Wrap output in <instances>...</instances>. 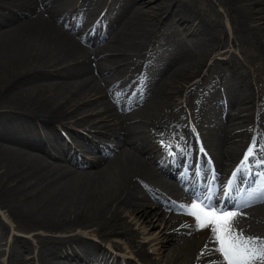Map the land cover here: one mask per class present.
I'll return each instance as SVG.
<instances>
[{
  "label": "bare ground",
  "instance_id": "1",
  "mask_svg": "<svg viewBox=\"0 0 264 264\" xmlns=\"http://www.w3.org/2000/svg\"><path fill=\"white\" fill-rule=\"evenodd\" d=\"M224 1L236 14L244 39L264 58V18L254 8L264 0ZM170 31L191 36L196 47L170 52L159 68L140 65L132 52L147 50L154 35ZM227 40L225 30L194 14L185 0H0V209L20 229L47 234H34L39 249L31 259L25 253L31 254L32 245L16 239L8 253L0 251V258L7 256L4 264H35L36 259L39 264H74L84 255L98 264H134L102 246L121 250L120 243L138 261L159 264L138 244L128 218L154 227L161 215L168 227L158 238L159 255L175 256L167 264H226L216 251L215 226L198 227L188 214L194 203L173 207L167 195L184 200L179 183L189 185L198 163L204 174L211 170L220 177L237 168L249 142L258 156L264 155V104L247 78L227 83L228 71L236 67L232 57L209 62ZM205 45L209 48L196 52ZM205 69L209 74L216 69L217 80L186 91ZM184 95L185 102L192 96L194 107L209 109L219 123L198 140L202 146L215 143L214 150L206 151L208 162L177 109L176 100ZM83 110L98 112L80 118ZM71 126L85 128V134ZM166 143L178 149H167ZM88 153L95 157L85 159ZM62 159L68 165L59 164ZM248 162L256 160L251 156ZM221 183L220 178L218 187ZM203 193L201 188L195 200ZM209 202L221 204L215 197ZM246 202L232 195L222 203L236 210L229 232L220 234L241 242L252 238L255 244L247 247L261 252L264 202L239 207ZM166 208L172 210L167 218ZM213 210L219 215V208ZM4 225L0 221L1 233ZM249 264H264V257L257 255Z\"/></svg>",
  "mask_w": 264,
  "mask_h": 264
},
{
  "label": "rangeland",
  "instance_id": "2",
  "mask_svg": "<svg viewBox=\"0 0 264 264\" xmlns=\"http://www.w3.org/2000/svg\"><path fill=\"white\" fill-rule=\"evenodd\" d=\"M93 2V0H90ZM188 6L192 9L194 14L201 15L205 17L208 22L209 20L215 21V28L217 29H223L227 33V43L224 45L223 49L219 51V53H216L210 57L209 62L212 63L214 61H222L226 62L229 58H233L236 67H234L232 70L227 69L228 71V78L227 83H236L237 77H245L247 78V81L252 85L254 93L256 94L257 101L259 100L261 104H264V58L259 53V51L255 48L253 44L248 42L244 39V31L241 30V25L239 26V23L237 21L236 14L232 12V9L228 6H225L224 0H185ZM223 2V3H221ZM155 3H158L156 1ZM255 10L260 9L261 13L258 14L261 17L264 18V3H254ZM117 11V10H116ZM264 21V20H263ZM218 25V26H217ZM241 27V29H240ZM158 33L157 35H154L151 39V43L146 48L147 50H140L136 52H132L138 59H141L140 65H144V62L147 63V65H152L154 68H159L161 63L164 64L169 59L170 52L174 53H185L189 49H194L196 47V43L194 40H192L191 36H180L176 34L173 31L170 32H163L162 34ZM105 40L101 41V43H104ZM99 45V44H97ZM209 46V43H207ZM207 48L206 45L204 47H200L197 49L196 52H204ZM92 49V48H90ZM112 55H105V57H111ZM224 66H221L223 68ZM207 69H209V64ZM205 69L204 74L200 78H195L186 88V91L189 87L198 85V83H202L203 85H211L212 82H215L218 78L216 76L217 71L216 69L209 71ZM207 73V75H205ZM54 80L48 81L53 82ZM94 100V98H92ZM185 100V95L180 96V99L176 100L177 109L181 114L182 121L184 122L185 129H189L191 131L199 132L197 140H199L201 137H207L209 131L216 129L219 126V123L216 124L214 122V117L211 112H209V109L207 110H199L194 107V101L192 96H189L187 98V102ZM253 105V104H251ZM258 106L256 103H254V109H251L252 113L254 114V118L258 116L259 111L257 110ZM228 110V107L227 109ZM98 112V111H96ZM96 112H89L87 110H83L80 113V118H85L87 115L94 114ZM264 115V114H263ZM93 117H98L96 115H93ZM100 121V119H97L96 122ZM256 123L254 122V125ZM71 128H74V131L77 130L83 134H85L84 130L85 128H80L77 126H71ZM252 128V127H251ZM91 132V131H90ZM96 134V133H92ZM211 142V143H210ZM205 144L202 146L201 142L199 143L203 150L207 151L208 146L206 145L207 142H204ZM250 143H248L249 145ZM11 146H15L14 144H10ZM208 145L210 146L211 150L215 149V143L212 140L209 141ZM246 146L247 149H250V146ZM256 153V152H254ZM89 154V155H88ZM84 154L85 159L90 160L91 158H94L95 155L88 153ZM263 158V157H257ZM58 165V162H53ZM59 164H65L68 165L67 162H65L63 159L59 162ZM68 169L72 170L71 166H67ZM209 177L208 175L203 176V180L206 182ZM169 178V177H168ZM169 181L173 182V179L169 178ZM180 196L184 198V201L191 202L192 198H187L184 195V191H181ZM171 202L180 205V201H172ZM172 211V210H170ZM166 212V210H165ZM179 213H182L179 211ZM166 218L169 215V211L165 214ZM163 217L160 216L159 221L154 222V227L152 225H149L147 222L143 223L142 220H139V218L129 217L128 221L131 224V229L134 232L138 233V238L136 241L140 245H144L146 247V252L156 258L159 262V264H167L169 260L171 262L174 261L175 256H169L168 259L162 258V255H159V248L158 245L162 236V233L167 232V225L166 222H163ZM0 221L3 222L5 225L3 232H0V251L3 252H9L16 239H22L29 241V243L32 245V251L31 254L25 253V259H31L36 258L39 245L37 243L36 238L34 237V234H44L42 231H33V232H26L27 230L20 229V226L18 223H16L10 215L5 211L0 209ZM90 231V230H89ZM80 230L75 231L71 234H77ZM88 232V231H87ZM30 233V234H29ZM47 235V234H44ZM57 235H60L58 233ZM63 235V234H62ZM90 238V236H89ZM158 238H160L158 240ZM91 239V238H90ZM94 241H98L95 239ZM113 241L118 242V239H113ZM122 245L121 250H117L116 248H113L109 244L102 245L103 248L109 249L113 254V256H116L117 258L123 260L127 259L134 264H144L140 261H138V258H136L135 252L132 251L131 248H126ZM99 253L92 254L93 257L97 256ZM84 255V254H83ZM108 256H111V254L108 253ZM88 262H91V260L84 255L83 256ZM7 256L0 258V264H4V261L6 260ZM37 259L35 260V264H39ZM92 264H98L96 262H91Z\"/></svg>",
  "mask_w": 264,
  "mask_h": 264
},
{
  "label": "snow or ice",
  "instance_id": "3",
  "mask_svg": "<svg viewBox=\"0 0 264 264\" xmlns=\"http://www.w3.org/2000/svg\"><path fill=\"white\" fill-rule=\"evenodd\" d=\"M249 156H251V152H248L244 159L247 160ZM262 162L264 161H257L258 164ZM211 199V196L207 200L197 197L200 202L192 204L191 208L188 209V214L195 217L198 227H207L210 224L215 226L212 233L213 238L220 245L216 251L223 255L226 264H249L250 260L257 255L264 257V251L257 252L255 248L247 247L249 244H255L256 241L252 238H247L241 242L236 236L225 237L220 234L229 232L228 224L235 212L232 209L210 203ZM215 208H219V215L213 210ZM197 209L199 211H196Z\"/></svg>",
  "mask_w": 264,
  "mask_h": 264
}]
</instances>
